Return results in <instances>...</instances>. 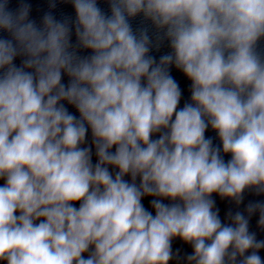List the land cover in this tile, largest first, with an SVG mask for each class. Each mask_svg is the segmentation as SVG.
<instances>
[{
  "label": "clouds",
  "instance_id": "9594fccd",
  "mask_svg": "<svg viewBox=\"0 0 264 264\" xmlns=\"http://www.w3.org/2000/svg\"><path fill=\"white\" fill-rule=\"evenodd\" d=\"M72 3L90 57L70 50L67 22L48 14L40 28L29 5L13 13L0 0V30L16 41L0 39V261L168 264L179 237L194 249L188 264H235L238 255L264 264L249 220L230 212L222 223L211 198L264 194V0H110V16L97 0ZM138 14L170 42L159 61L147 30L129 23ZM173 65L191 81L192 103L180 110ZM209 126L222 150L205 138ZM89 128L95 164L92 148L80 147ZM257 210L264 226V202L247 206L249 216Z\"/></svg>",
  "mask_w": 264,
  "mask_h": 264
}]
</instances>
